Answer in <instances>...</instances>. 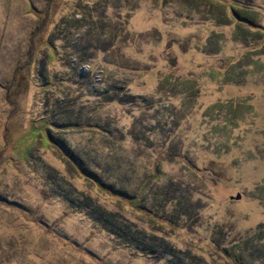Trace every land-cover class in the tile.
Returning a JSON list of instances; mask_svg holds the SVG:
<instances>
[{
  "label": "rangeland",
  "instance_id": "rangeland-1",
  "mask_svg": "<svg viewBox=\"0 0 264 264\" xmlns=\"http://www.w3.org/2000/svg\"><path fill=\"white\" fill-rule=\"evenodd\" d=\"M0 264H264V0H0Z\"/></svg>",
  "mask_w": 264,
  "mask_h": 264
},
{
  "label": "trees",
  "instance_id": "trees-1",
  "mask_svg": "<svg viewBox=\"0 0 264 264\" xmlns=\"http://www.w3.org/2000/svg\"><path fill=\"white\" fill-rule=\"evenodd\" d=\"M247 22H249V20H247ZM166 249V252L164 253V255H170L171 254V249H169V248H165ZM150 251V250H149ZM146 254H148V255H152V253L151 252H146Z\"/></svg>",
  "mask_w": 264,
  "mask_h": 264
}]
</instances>
